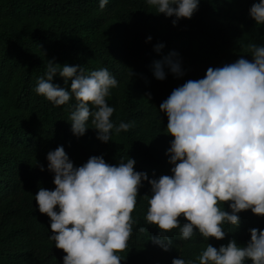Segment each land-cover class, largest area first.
<instances>
[{
	"label": "trees",
	"instance_id": "trees-1",
	"mask_svg": "<svg viewBox=\"0 0 264 264\" xmlns=\"http://www.w3.org/2000/svg\"><path fill=\"white\" fill-rule=\"evenodd\" d=\"M254 2L259 0H200L193 16L174 26V16L154 13L147 0H109L103 9L99 0H0V264H64L66 253L49 239L50 217L39 211L35 200L41 187H56L54 173L47 169L50 150L63 146L74 167L95 155L117 166L134 159V170L149 179L173 175L166 153L174 137L167 133L168 117L159 106L188 80L204 78L209 67L241 57L253 60L248 45H264V25L249 15ZM157 44L164 45L159 52ZM172 52L182 75L163 63ZM49 60L80 65L86 74L107 68L118 81L106 98L115 108L111 120L116 126L135 122L133 127L119 134L113 130V141L102 142L90 119L86 133L74 135L69 116L75 97L54 106L34 91ZM156 61L163 64V80L154 75ZM52 83L70 91L71 79L65 84L57 74ZM151 195V185L143 180L128 247L118 253L121 264H172L181 256L195 260L207 244L219 249L235 239L243 247L251 238L250 228L264 230V216L248 209L238 213V227L222 225V240H205L197 232L181 241L179 229L165 233L172 240L165 251L152 240L162 238L160 229L144 219ZM218 206L231 212L228 202ZM179 220L181 226L187 223L184 216Z\"/></svg>",
	"mask_w": 264,
	"mask_h": 264
},
{
	"label": "clouds",
	"instance_id": "clouds-1",
	"mask_svg": "<svg viewBox=\"0 0 264 264\" xmlns=\"http://www.w3.org/2000/svg\"><path fill=\"white\" fill-rule=\"evenodd\" d=\"M109 0H99L105 8ZM175 26L179 19H190L200 0H147ZM249 15L257 25H264V0L254 2ZM151 36L146 42L151 41ZM163 44L155 45L159 52ZM253 57H243L223 67H209L205 77L188 80L174 89L159 108L167 114V133L174 139L167 149L173 175L149 179L146 173L134 170L135 160H121L117 165L106 163L103 156H91L82 166L74 167L63 146L47 153V169L54 173L55 189L41 187L35 195L39 211L50 217L49 239L63 250L64 264H121L133 232L132 213L137 204L142 181L151 185V198L145 216L147 224L160 229L162 238L153 237L165 251L172 240L165 235L179 229L181 241L190 240L198 232L205 240H222V225L239 226L238 213L250 209L264 216V45H248ZM163 63L182 75L180 64L171 57ZM154 75L163 80L160 61L154 62ZM71 79L70 91L53 84L55 75ZM118 81L107 68L86 74L80 66L60 65L48 61L47 71L38 79L34 91L54 106L67 104L75 97L76 105L69 116L71 130L83 136L91 119L97 138L113 141L115 134L127 132L135 122L111 120L115 108L107 97ZM89 104L93 106L92 110ZM44 171V166L39 165ZM228 202L231 212L222 211L220 203ZM56 206H59L57 212ZM187 223L182 226L179 217ZM140 228V231H144ZM246 246L235 239L219 249L207 244L193 259L174 258L172 264H264V230L250 228Z\"/></svg>",
	"mask_w": 264,
	"mask_h": 264
}]
</instances>
